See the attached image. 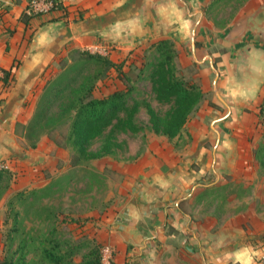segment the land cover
I'll return each mask as SVG.
<instances>
[{
    "label": "crops",
    "instance_id": "obj_1",
    "mask_svg": "<svg viewBox=\"0 0 264 264\" xmlns=\"http://www.w3.org/2000/svg\"><path fill=\"white\" fill-rule=\"evenodd\" d=\"M57 1L63 11L39 15L27 27L23 14L30 0H0V77L11 71L7 87L0 79V163L12 171L22 167L31 181L55 159L49 153L56 148L46 139L33 149L22 148L17 126L32 119L36 92L60 73L58 66L73 50L107 55L117 63L164 39L178 48L195 45L197 35L211 52L198 62L203 92L212 90L214 60L219 77L213 91L228 104L229 118H220L207 100L191 118L187 145L155 137L121 169L119 197L97 216L93 237L103 245L104 264H262V214L249 210L218 225L215 216L199 218L191 209L225 175L232 182L255 181L254 150L261 138L250 141V126L259 122L264 100V0L250 1L225 29L204 14L215 0ZM208 121L216 144L220 135L218 167L207 147L214 142Z\"/></svg>",
    "mask_w": 264,
    "mask_h": 264
},
{
    "label": "rangeland",
    "instance_id": "obj_2",
    "mask_svg": "<svg viewBox=\"0 0 264 264\" xmlns=\"http://www.w3.org/2000/svg\"><path fill=\"white\" fill-rule=\"evenodd\" d=\"M250 1L254 0H215L208 4L204 14L217 29H225L241 15ZM194 38L195 45L189 43L182 48H178L174 42L179 52V76L190 84H199L202 88L203 80L199 75L201 64L198 62H201L200 58L207 56L206 54L210 57L211 52L203 48V41L197 35ZM147 50L137 55L132 54L123 60L119 59L118 64H125L122 73L119 74L116 69H111L103 80L96 83L94 89V95L97 98L109 96L116 91L125 90V79L129 77L130 84L135 90L127 102L131 106L135 101L140 103V109L133 117L134 128L123 125L115 127L119 121L128 117L127 112H120L114 120V127L98 131L88 144L86 155L93 158L82 157L77 165H73L75 151L64 139L65 134H68L66 125L52 133H49L50 129L46 126L36 130L31 128L30 125L41 103L44 88L36 92L38 95L32 119L27 124L17 126L19 144L22 148L30 149L31 144L38 145L41 140L46 139L48 145L52 143L56 148L49 153L55 159H48L47 163L36 171L31 181L27 180L31 176L27 178L29 174H26L22 167L13 171L15 174L13 182L0 200V261L3 260L7 251L17 249L22 241L26 240L29 249L34 252L36 247L33 246V240L48 238L49 246H59L58 248L64 252L78 246L76 261L79 262L82 256L89 252L90 243L97 242L93 237L95 220L117 201L123 180L121 169L124 165L138 159L155 137L159 139V136H162L153 133L150 129L148 106L160 113H165L170 108L169 104H162L157 100L149 77L150 72L139 74L138 68L150 56ZM208 57L204 62L206 65H209ZM215 63L213 60L217 70ZM131 65L137 67L131 69ZM94 71L95 69H90V73ZM215 78L217 76L213 72L210 76L212 90L206 94L197 111L202 103L208 100L209 106L217 109L220 112V118H223L227 115L228 108L213 91L214 82L215 85L217 84ZM196 112L192 115V119L198 117ZM50 118H53L52 124L59 120L57 109L53 110ZM192 119L187 123L180 138L170 140L173 145L185 146L190 141L187 129L190 128ZM216 124L217 122L214 127L218 130ZM206 127L214 136V142L207 143V147L213 152L215 164L218 167L220 145L214 152L216 132L211 129V121L207 122ZM250 129L251 142L255 137L261 138V142H264L263 122L252 124ZM55 140H58L60 145H57ZM255 158L259 167L255 181L232 182L231 178L225 175L218 187L207 190L197 197L191 210L200 212L199 218L202 215L215 216L218 219V225H221L224 220L235 219L240 213L249 210L264 216V153L259 158L256 156ZM0 165L12 170L4 162Z\"/></svg>",
    "mask_w": 264,
    "mask_h": 264
},
{
    "label": "trees",
    "instance_id": "obj_3",
    "mask_svg": "<svg viewBox=\"0 0 264 264\" xmlns=\"http://www.w3.org/2000/svg\"><path fill=\"white\" fill-rule=\"evenodd\" d=\"M30 0L27 11L23 14V21L30 27L32 19L39 15L49 14L55 11H63L59 3L47 13L30 12L32 2ZM149 57L138 68L139 74L150 72L153 91L157 100L162 104H169L170 108L165 113L156 111L148 106L151 131L157 135L167 137L169 140L180 138L186 129V125L192 115L198 110L199 105L205 99L206 94L197 83H189L179 76V52L174 41L169 39L153 43L147 50ZM125 64H118L108 56L81 50H73L69 59L62 60L58 69L60 73L50 79L44 86L41 103L31 122L32 129H40L45 126L52 133L59 127L66 125L68 134L64 139L73 148V165H77L82 157L91 159L86 155V149L91 139L100 130L114 127V120L120 112H127L128 117L119 121L115 127L129 126L134 128L133 117L139 111L140 103L135 101L131 106L128 99L135 88L130 84V78L126 77V89L116 91L109 96L97 98L94 89L98 81L103 80L111 69H116L120 74ZM131 69L137 66H130ZM95 69L90 73V69ZM4 76L0 79L5 87L9 85L11 71H2ZM126 75V74H125ZM57 109L59 120L52 124V112ZM259 121L264 124V100L260 106ZM54 125V126H53ZM264 138V135H263ZM60 145L58 140H55ZM254 151L259 158L264 153V142ZM37 143L31 144L34 148ZM14 172L6 167L0 169V200L3 194L10 188L14 179ZM213 189V188H212ZM48 238L33 240L36 250L29 249L28 242L22 241L17 249L7 251L0 264H104L103 245L99 242L90 243L89 252L82 256L81 261H76L78 246L67 251L47 244Z\"/></svg>",
    "mask_w": 264,
    "mask_h": 264
},
{
    "label": "built area",
    "instance_id": "obj_4",
    "mask_svg": "<svg viewBox=\"0 0 264 264\" xmlns=\"http://www.w3.org/2000/svg\"><path fill=\"white\" fill-rule=\"evenodd\" d=\"M59 1L57 0H34L32 2V9L30 12L35 13H47L51 11L54 7L59 5ZM4 166L0 165V169ZM262 264H264V259L262 260Z\"/></svg>",
    "mask_w": 264,
    "mask_h": 264
},
{
    "label": "water",
    "instance_id": "obj_5",
    "mask_svg": "<svg viewBox=\"0 0 264 264\" xmlns=\"http://www.w3.org/2000/svg\"><path fill=\"white\" fill-rule=\"evenodd\" d=\"M212 67H213V69L215 70V73H216V76H217V78H216V80L218 79V77H219V74H218V72H217V70H216V68H215V65L212 63ZM216 90V89H215ZM216 94H217V96H218V98L227 106V108H228V110H229V113H228V115L230 114V108H229V106H228V104L221 98V96L219 95V93L217 92V90H216ZM227 115V116H228ZM226 116V117H227ZM219 141H220V135L218 134V141H217V144H216V146H215V149H214V152L216 151V149H217V147H218V145H219Z\"/></svg>",
    "mask_w": 264,
    "mask_h": 264
},
{
    "label": "clouds",
    "instance_id": "obj_6",
    "mask_svg": "<svg viewBox=\"0 0 264 264\" xmlns=\"http://www.w3.org/2000/svg\"><path fill=\"white\" fill-rule=\"evenodd\" d=\"M249 264H251V261L249 260Z\"/></svg>",
    "mask_w": 264,
    "mask_h": 264
}]
</instances>
